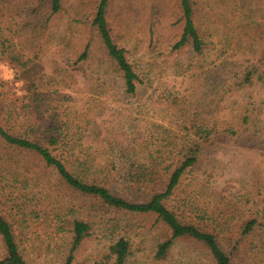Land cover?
I'll list each match as a JSON object with an SVG mask.
<instances>
[{
	"label": "rangeland",
	"instance_id": "rangeland-1",
	"mask_svg": "<svg viewBox=\"0 0 264 264\" xmlns=\"http://www.w3.org/2000/svg\"><path fill=\"white\" fill-rule=\"evenodd\" d=\"M100 3L61 0L54 14L53 0H0V62L16 72L0 81V123L135 203L164 193L193 157L164 204L212 234L231 264H264V0H190L200 53L192 40L175 49L182 0H109L112 38L140 78L134 95L93 26ZM0 213L28 264H67L76 218L92 230L71 264H112L121 238L130 243L125 264H216L190 237L158 258L171 230L156 215L105 210L1 139ZM5 251L0 236V259Z\"/></svg>",
	"mask_w": 264,
	"mask_h": 264
},
{
	"label": "trees",
	"instance_id": "trees-1",
	"mask_svg": "<svg viewBox=\"0 0 264 264\" xmlns=\"http://www.w3.org/2000/svg\"><path fill=\"white\" fill-rule=\"evenodd\" d=\"M109 0H101L97 9L93 26L96 27L101 39L108 51L109 57L117 64L118 68L124 75L127 93L134 95L137 90V84L140 80L133 65L127 58V52L124 48L115 44L107 20L106 9ZM61 0H53V13L60 11ZM184 10V33L181 40L175 46V49L184 47L189 40H192L196 53L202 51L203 42L197 32L193 22V10L190 0H182ZM18 56H13L17 59ZM88 57V50L80 56L79 62L85 61ZM0 139L7 145H10L16 150L33 152L40 156L47 166L52 167L59 175V179L64 186L70 191L76 193L83 199H92L100 202L103 209L114 210L117 212L126 211L136 214H154L171 230V238L161 244L158 248L157 257L165 258L167 252L172 247L175 240L184 237L193 238L203 244L210 250L216 264H231L230 257L221 249L217 239L208 233L200 231L198 228L184 225L180 222L175 213L171 212L164 200L171 196L174 190L178 187L185 172L191 168L196 160L193 157L188 158L179 168H177L171 176L170 182L164 193H157L150 198L148 202L135 203L127 201L124 198L114 195L107 188L100 186L97 183H86L78 176L74 175L66 165L56 158L53 153L42 145L33 141L12 136L8 133L0 123ZM57 142L52 139V143ZM98 211H96L97 213ZM92 218V217H91ZM257 221L252 220L244 229L247 234L256 227ZM92 230V221L87 219L76 218L73 222L72 240L67 264H71L74 260L76 252L81 247L82 243L90 236ZM0 236L5 246V256L0 259V264H28L24 259L20 246L17 243V238L11 223L0 213ZM130 256V243L124 238L119 239L110 247V259L113 258L112 264H125Z\"/></svg>",
	"mask_w": 264,
	"mask_h": 264
},
{
	"label": "clouds",
	"instance_id": "clouds-1",
	"mask_svg": "<svg viewBox=\"0 0 264 264\" xmlns=\"http://www.w3.org/2000/svg\"><path fill=\"white\" fill-rule=\"evenodd\" d=\"M16 76L15 70L10 67L7 63L0 62V81L11 83L14 81ZM17 86H22V82H19Z\"/></svg>",
	"mask_w": 264,
	"mask_h": 264
}]
</instances>
